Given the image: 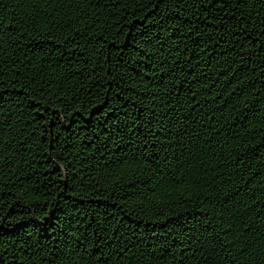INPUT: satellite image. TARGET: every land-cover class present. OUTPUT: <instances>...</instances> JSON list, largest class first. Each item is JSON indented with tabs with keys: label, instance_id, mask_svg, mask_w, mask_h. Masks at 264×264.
I'll return each mask as SVG.
<instances>
[{
	"label": "trees",
	"instance_id": "trees-1",
	"mask_svg": "<svg viewBox=\"0 0 264 264\" xmlns=\"http://www.w3.org/2000/svg\"><path fill=\"white\" fill-rule=\"evenodd\" d=\"M234 4L0 0L3 264H264V7Z\"/></svg>",
	"mask_w": 264,
	"mask_h": 264
},
{
	"label": "snow or ice",
	"instance_id": "snow-or-ice-1",
	"mask_svg": "<svg viewBox=\"0 0 264 264\" xmlns=\"http://www.w3.org/2000/svg\"><path fill=\"white\" fill-rule=\"evenodd\" d=\"M82 2H91V0H27V3L30 6H34V10L37 11V15H39L38 9L41 5L47 6L49 4L55 5L57 7H66L71 8L73 5H79ZM211 3L212 0H209ZM216 3H220V0H215ZM229 0H225V4L228 3ZM252 2V0H235L234 6L243 7ZM260 6L264 7V0H259ZM264 24V20L261 21ZM257 43L259 45V51L264 52V29L261 30V36L257 38ZM255 52V49H253ZM0 264H3V259L0 257Z\"/></svg>",
	"mask_w": 264,
	"mask_h": 264
}]
</instances>
